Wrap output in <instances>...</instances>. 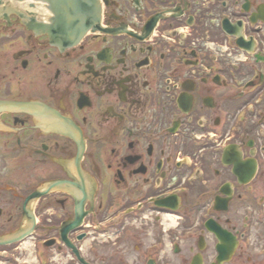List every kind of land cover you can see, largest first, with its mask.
<instances>
[{
    "label": "flooded vegetation",
    "instance_id": "af4514ba",
    "mask_svg": "<svg viewBox=\"0 0 264 264\" xmlns=\"http://www.w3.org/2000/svg\"><path fill=\"white\" fill-rule=\"evenodd\" d=\"M99 1L0 2V264H264V0Z\"/></svg>",
    "mask_w": 264,
    "mask_h": 264
},
{
    "label": "water",
    "instance_id": "95a60500",
    "mask_svg": "<svg viewBox=\"0 0 264 264\" xmlns=\"http://www.w3.org/2000/svg\"><path fill=\"white\" fill-rule=\"evenodd\" d=\"M1 2V0H0ZM55 20V32L58 35L67 37H75L79 39L89 29H92L100 20V4L94 0H58V3L52 7ZM232 32L239 34L238 30L232 26ZM239 36V35H238ZM241 41L242 37L239 36L237 43L240 46H245ZM241 167H239L240 169ZM237 174L242 175L237 172ZM23 230H17L6 236H0V243L9 242L20 238ZM221 256L226 252V249L219 247Z\"/></svg>",
    "mask_w": 264,
    "mask_h": 264
},
{
    "label": "bare ground",
    "instance_id": "6f19581e",
    "mask_svg": "<svg viewBox=\"0 0 264 264\" xmlns=\"http://www.w3.org/2000/svg\"><path fill=\"white\" fill-rule=\"evenodd\" d=\"M166 218H169L170 219V221H171V223H174L175 222V219H174V217H166Z\"/></svg>",
    "mask_w": 264,
    "mask_h": 264
}]
</instances>
